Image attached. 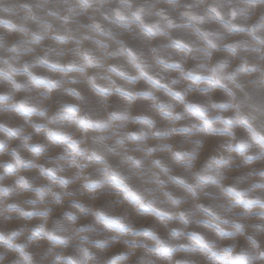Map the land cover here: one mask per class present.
Instances as JSON below:
<instances>
[{
	"label": "rangeland",
	"instance_id": "obj_1",
	"mask_svg": "<svg viewBox=\"0 0 264 264\" xmlns=\"http://www.w3.org/2000/svg\"><path fill=\"white\" fill-rule=\"evenodd\" d=\"M0 264H264V0H0Z\"/></svg>",
	"mask_w": 264,
	"mask_h": 264
}]
</instances>
